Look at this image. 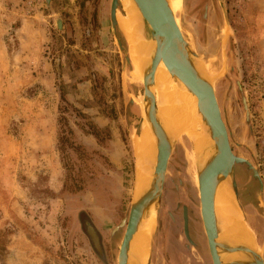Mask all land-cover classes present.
Masks as SVG:
<instances>
[{"label":"rangeland","instance_id":"obj_1","mask_svg":"<svg viewBox=\"0 0 264 264\" xmlns=\"http://www.w3.org/2000/svg\"><path fill=\"white\" fill-rule=\"evenodd\" d=\"M169 1L180 3L177 24L213 83L232 153L258 173L260 181L237 164L233 181L251 204L239 199L264 261V0ZM128 2L117 7L122 34L112 29L111 0H51L49 7L45 0H0V264H117L120 224L129 215L133 184L136 189L135 142L143 134ZM58 85L104 132L97 141L68 122L84 153L69 145L63 157L60 152ZM177 138L150 256L171 243L170 254L180 248L183 264H211L193 140L185 133ZM66 183L79 189L66 190ZM185 216L193 245L184 236ZM85 222L99 236L101 255ZM159 253L158 264H169Z\"/></svg>","mask_w":264,"mask_h":264},{"label":"water","instance_id":"obj_2","mask_svg":"<svg viewBox=\"0 0 264 264\" xmlns=\"http://www.w3.org/2000/svg\"><path fill=\"white\" fill-rule=\"evenodd\" d=\"M142 17L143 35L155 42V48L150 56V63L143 75V98L141 102V116L139 126L141 129L144 116L156 137L157 163L154 171V180L150 188L138 199L133 194L127 220L121 222L124 234L119 246L117 264H127L130 241L136 233L146 209L153 205L156 213L159 210L162 188L166 170L174 143L178 139L162 127L157 117V107L151 88L154 85V75L160 63L166 67L170 75L181 82L186 89L196 97L197 108L204 123L210 130L214 141V153L198 170V191L200 202V216L207 241L211 264H264L260 252H255L243 246H231L218 242V227L214 214V195L218 184L228 178L230 186L237 197L236 183L233 181L234 167L244 164L252 171L253 176L260 181L257 171L252 165L240 157H236L231 150L228 134L221 118L216 100L213 83L206 74L203 76L197 71V63L201 60L184 39L182 32L176 24L175 17L169 7L168 0H132ZM120 0H111L110 20L112 29H119L116 16ZM51 0H45L47 7ZM121 31V30H120ZM122 32V31H121ZM123 34V33H122ZM202 64V62H201ZM85 231L94 250L101 255L102 249L99 236L89 222H85ZM157 225V221H156ZM156 229V228H155ZM184 232L187 236V218L184 217ZM155 233V231H154ZM154 234L151 240L150 253L153 245ZM242 253L244 260L223 263L221 256Z\"/></svg>","mask_w":264,"mask_h":264},{"label":"bare ground","instance_id":"obj_3","mask_svg":"<svg viewBox=\"0 0 264 264\" xmlns=\"http://www.w3.org/2000/svg\"><path fill=\"white\" fill-rule=\"evenodd\" d=\"M128 3L131 6L126 27L130 61L133 68L132 81L142 84L144 71L150 63V56L154 51L155 42L143 35L141 14L132 0H129ZM168 3L176 20L174 12L176 7L180 6V3L176 1L171 3L169 0ZM121 5L123 7L124 0H121ZM123 18L119 14L116 16L117 24L121 31ZM197 71L205 76L200 61L197 63ZM151 92L154 94L155 100L157 95L161 97L160 101L163 100V105H160L161 110L157 107V117L162 127L166 128L171 136L178 137L185 133L193 140L196 153V176L198 179V170L213 155L215 143L210 136L209 128L198 111L196 97L181 82L170 75L163 63H160L156 69ZM141 127L143 134L135 142L138 154L136 157L137 176L134 196L137 199L150 188L154 180V171L157 163L156 137L145 116ZM158 212L159 210L156 213V207L153 205L149 206L144 212L138 229L130 241L127 264H148L151 240L157 227ZM214 214L219 231L218 242L231 246H243L256 253L260 252L254 234L242 219L238 198L234 195L228 178L222 180L216 188ZM171 256H177V253L172 252ZM221 259L223 263H228L244 260L245 256L242 253H234L228 256L222 255Z\"/></svg>","mask_w":264,"mask_h":264},{"label":"trees","instance_id":"obj_4","mask_svg":"<svg viewBox=\"0 0 264 264\" xmlns=\"http://www.w3.org/2000/svg\"><path fill=\"white\" fill-rule=\"evenodd\" d=\"M93 83V93L96 99L98 98L97 91V81L96 78H92ZM57 91L59 94V101L60 106L58 109V125H59V135H58V144L60 148V152L63 157V149L62 147L64 145H69L70 149L73 153L77 154L79 151L83 152V148L79 145H76L73 141L74 133L71 129L68 128V122L73 119L77 123L79 130L87 136H92L94 139L99 141V136L101 133H104L102 130H100L93 122L92 120L82 112L75 109L65 98V94L62 90V87L58 85ZM98 102L100 103V100L98 99ZM84 153V152H83ZM79 189L78 185H75V183L65 184L64 189L66 190H72L71 192L75 191L76 188Z\"/></svg>","mask_w":264,"mask_h":264},{"label":"flooded vegetation","instance_id":"obj_5","mask_svg":"<svg viewBox=\"0 0 264 264\" xmlns=\"http://www.w3.org/2000/svg\"><path fill=\"white\" fill-rule=\"evenodd\" d=\"M244 165V164H243ZM236 166V165H235ZM247 167V166H246ZM235 168V167H234ZM248 168V167H247ZM236 192H237V198H238V201H239V203H240V200L239 199H243V201H245L246 202V205L247 206H251V204L245 199V196H243V193L241 192V191H239V189L237 188V185H236ZM247 197V196H246ZM240 205H241V207L242 208H244V210H246V207L245 206H243L242 205V202L240 203ZM190 222H189V220H188V218H187V236H186V234H185V232H184V236H185V239H186V241H187V243L189 244V245H193L194 244V240H193V238L192 237H190V232H189V230H190ZM159 244H160V242H159ZM159 244H158V246H159ZM171 243H169L168 244V246H167V248H163L162 250H159V248H158V250H156V252H155V254H153V252H152V254H151V256H150V259H149V263L148 264H151V261L154 263V264H158V262L161 260L160 258H159V256L161 257L162 255L159 253V251L161 252H165V254L169 257V264H183V257H182V252H180V251H182L180 248H178L177 247V256L181 259V261H178V262H176V261H174L173 259H172V256H171V254H170V252H169V245H170ZM174 244V243H173ZM187 251H191V247L190 248H187L186 249ZM160 254V255H159ZM151 257H153V260H152V258ZM160 259V260H159Z\"/></svg>","mask_w":264,"mask_h":264}]
</instances>
